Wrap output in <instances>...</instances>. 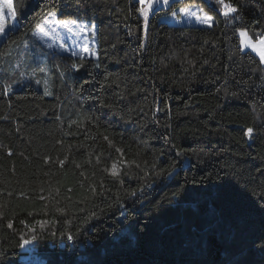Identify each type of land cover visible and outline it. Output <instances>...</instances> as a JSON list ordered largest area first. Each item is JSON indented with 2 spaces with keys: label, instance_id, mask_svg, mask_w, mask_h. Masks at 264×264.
<instances>
[{
  "label": "trees",
  "instance_id": "16d2710c",
  "mask_svg": "<svg viewBox=\"0 0 264 264\" xmlns=\"http://www.w3.org/2000/svg\"><path fill=\"white\" fill-rule=\"evenodd\" d=\"M231 3L225 19L176 0L145 30L138 0H13L20 25L0 45V264H23L22 220L55 221L37 226L45 264H262L264 64L238 30L264 35V0ZM186 4L216 23L161 20ZM50 10L95 23L99 59L36 41Z\"/></svg>",
  "mask_w": 264,
  "mask_h": 264
},
{
  "label": "snow or ice",
  "instance_id": "6c2138e0",
  "mask_svg": "<svg viewBox=\"0 0 264 264\" xmlns=\"http://www.w3.org/2000/svg\"><path fill=\"white\" fill-rule=\"evenodd\" d=\"M138 3V11L143 17L146 30L149 16L154 12L155 5L157 3L169 5L170 0H138ZM216 3L222 6L223 15L226 17L230 16L231 14L238 13L239 11L238 7L231 3V0H228V2H226V0H216ZM5 9L8 10L10 15L5 14ZM178 11L190 19L194 18L197 22L207 25L208 27H212L215 23L214 17L205 12L197 4H186ZM170 15L178 21L183 20V17L178 15L177 11H171ZM9 20L13 22L11 26L15 27L16 10L13 6V0H3V2L0 3V37L6 35V29L9 27ZM34 29L35 30L31 32V35L36 37L39 41L46 42L47 48L49 49L55 48L57 46L55 42L59 41V48L64 52H69L72 56H80L81 53H85L88 57H95L96 59H99L95 50L90 48L89 41L87 39L88 33H96L97 28L95 23H84L79 19L74 18H59L57 11L50 10L44 13L43 16L34 24ZM58 29H63L66 33V36L64 34H60L57 31ZM238 31L240 37L243 38L241 40V44L244 46V48L250 49L256 53L259 56L260 61L264 63V35H257V39L253 40L252 36H250L243 28L239 29ZM47 38H51L53 42H47ZM69 41H71V44H69ZM77 43L80 44V51L75 50ZM81 59H83L82 56ZM77 70L79 69L77 68ZM32 72L33 74L36 72L46 73L48 72V68L46 66H38L33 68ZM37 83H39V81H37ZM9 90H11V86H9ZM45 94L50 95L51 93L47 92L46 90ZM253 132L254 129L249 127L246 129L245 134L251 138ZM105 139H107V137H105ZM61 163H63V161H61ZM124 163H126V161L123 160L113 162L111 165V174L113 176L118 175V165H122ZM173 171H175V169H173ZM170 174L171 173H169V175ZM139 191L143 192V189H140ZM131 195L136 196L137 192L133 191L131 192ZM41 199H43V197H41ZM60 211H63V209ZM92 218L93 217H89L88 220L84 221L85 226ZM20 223L25 224L30 233V235L27 236L22 234L20 236V242L17 245V247L22 250V260L26 261V264H45L44 260L41 258L38 248L36 247L42 238L40 235L36 234L37 226L41 231H43L46 225L49 223H55V221L36 220L34 225H29L26 221L22 220ZM7 227L10 229L13 227L11 221L7 224ZM52 235L55 236L56 233H52ZM59 238L61 241H75L76 236H74L71 232H60ZM259 247L264 250V244L259 245ZM223 264H242V261L229 254L225 257ZM262 264H264V261H262Z\"/></svg>",
  "mask_w": 264,
  "mask_h": 264
},
{
  "label": "rangeland",
  "instance_id": "374dc122",
  "mask_svg": "<svg viewBox=\"0 0 264 264\" xmlns=\"http://www.w3.org/2000/svg\"><path fill=\"white\" fill-rule=\"evenodd\" d=\"M174 1H176V0H170V4L172 3V2H174ZM208 5H210L213 9H215V10H217L219 13H220V15L223 17V18H225V19H229V18H231V17H233L234 16V14H231L230 16H224L223 15V12H222V6L221 5H219V4H217L216 3V0H204ZM3 2V0H0V3H2ZM169 4V5H170ZM169 5H164L163 3H157L156 5H155V10H157V9H166V8H168L169 7ZM200 8H202L201 6H200ZM154 10V11H155ZM193 10H195V9H193ZM178 12V15H180V16H182L183 17V20L182 21H178V20H176L175 18H173V17H171V15L170 14H166L164 17H162V21H165V22H168L169 24H171V25H178V26H187V25H189V26H199V27H208L207 25H204V24H201V23H199V22H197L194 18H189V17H187V16H185L183 13H181V12H179V11H177ZM5 14L6 15H10L9 13H8V10L7 9H5ZM151 15V14H150ZM210 15V14H209ZM141 17H142V15H141ZM77 19H79L81 22H84V23H93L92 21H90V20H88V19H86V18H77ZM142 19H143V17H142ZM215 20V19H214ZM9 27L6 29V35H4L3 37H0V45H1V43L6 39V37L9 35V33L11 32V31H16L17 29H18V27H19V25H20V20H19V16L17 15V11H16V20H15V27H12L11 25H12V21L11 20H9ZM215 23H216V21H215ZM96 25V24H95ZM96 28H97V25H96ZM60 34H64L65 36H66V33L64 32V30L63 29H58L57 30ZM239 37H240V35H239ZM33 38L36 40V41H38L39 43H41L43 46H45L46 48H47V44H46V42H44V41H39L36 37H34L33 36ZM87 39H88V41H89V45H90V48H92V49H94L95 50V52L97 53V55H98V39H97V31H96V33L95 34H92V33H88V35H87ZM243 38L242 37H240V40H242ZM253 40H256V39H253ZM47 42H53L52 40H51V38H47ZM56 43V47L55 48H53V49H49V48H47V49H49L51 52H53V53H55V54H57V55H71L69 52H64V51H62L60 48H59V41H56L55 42ZM69 44H71V41H69ZM242 45V44H241ZM242 48L246 51V50H249V51H251L250 49H246V48H244V46L242 45ZM76 51H80V44L79 43H77V45H76V49H75ZM14 49L12 48L8 53H7V57L5 58V61H7L8 59H9V56L11 57L13 54H14ZM253 52V51H252ZM254 53V52H253ZM256 54V53H255ZM257 55V54H256ZM72 56V55H71ZM81 56L83 57V58H89V59H96L95 57H88L87 56V54H85V53H81V55L80 56H74V57H80L81 58ZM258 56V55H257ZM259 57V56H258ZM264 64V63H263ZM4 67V64H2L1 65V69ZM22 263L23 264H26V261H24V260H22Z\"/></svg>",
  "mask_w": 264,
  "mask_h": 264
},
{
  "label": "built area",
  "instance_id": "2783aa9c",
  "mask_svg": "<svg viewBox=\"0 0 264 264\" xmlns=\"http://www.w3.org/2000/svg\"><path fill=\"white\" fill-rule=\"evenodd\" d=\"M45 262V261H44ZM46 263V262H45Z\"/></svg>",
  "mask_w": 264,
  "mask_h": 264
}]
</instances>
